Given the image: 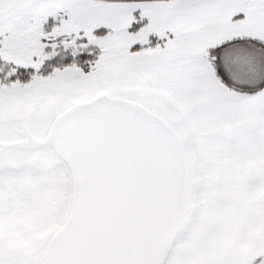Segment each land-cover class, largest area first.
<instances>
[{"label":"snow or ice","instance_id":"1","mask_svg":"<svg viewBox=\"0 0 264 264\" xmlns=\"http://www.w3.org/2000/svg\"><path fill=\"white\" fill-rule=\"evenodd\" d=\"M0 264H264V0H0Z\"/></svg>","mask_w":264,"mask_h":264}]
</instances>
